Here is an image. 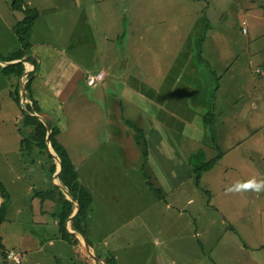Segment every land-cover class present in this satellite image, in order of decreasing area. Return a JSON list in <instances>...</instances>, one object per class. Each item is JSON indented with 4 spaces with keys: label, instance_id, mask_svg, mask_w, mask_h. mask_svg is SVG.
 Masks as SVG:
<instances>
[{
    "label": "rangeland",
    "instance_id": "1",
    "mask_svg": "<svg viewBox=\"0 0 264 264\" xmlns=\"http://www.w3.org/2000/svg\"><path fill=\"white\" fill-rule=\"evenodd\" d=\"M10 1L0 0L3 54L20 46L13 26L23 13L12 11ZM47 1L51 6L61 2L57 9L75 15L63 27L49 19L47 23L53 25L48 34L43 26L47 19L38 20L34 30L49 35L45 38L51 41L36 45L33 40L34 54L40 58L46 49L56 55L61 40L73 45L68 54L86 50L81 63L93 66V73H105L97 88L83 84L73 99L56 98L42 85L32 88L33 81L30 89L40 114L61 126L62 145L68 144L65 134L73 139L69 144L75 146L66 149H71L82 184L99 186L105 176L114 181L112 191L110 185L106 190L99 186L104 192L95 197L88 214L100 223L105 215L123 229L120 235L131 233L140 204L154 201V215H159L153 216L156 222L143 237L127 238L118 248V263L264 264V192L227 191L237 181L264 180V0H75L71 5L64 4L70 0ZM241 21L246 23V33ZM40 62L46 66V61ZM100 88L107 92L95 94ZM13 90L11 77L0 74V180L10 194L0 224V244L24 255L19 264H36L43 256L46 264H79L80 260L88 264L77 255L71 262L70 254L77 252L89 253L94 264H105L96 258L105 259L99 257L101 251L90 248L89 252L84 238L71 246L62 240L54 245L48 239L39 242L42 232L50 236L59 226L50 214L51 201L33 196L29 189L43 191L51 181L43 176V160L24 126L26 116L21 111L30 103L29 92L20 94V106L8 95ZM51 109L54 120L47 115ZM126 118L133 124L128 125ZM138 126L145 133L150 157L144 165L146 173L161 190L162 199L146 186L144 172L134 169L144 161ZM27 139L30 153L24 149ZM198 151L204 152L205 160L221 153L215 165L203 172L200 186L189 164V156ZM25 153L27 164L35 163L22 165L23 171L17 168V160ZM10 163L14 165L10 170L23 181L8 177ZM141 189L146 191L144 199ZM108 192L113 193L111 199H105ZM26 199L39 222L28 220L32 213ZM130 201L135 202L127 207ZM114 210L120 217L112 215ZM17 240L25 248L14 245ZM103 242V255L114 257ZM243 244L249 246L242 252L247 255L237 260ZM226 247L231 250L226 252ZM57 249L63 255L52 258Z\"/></svg>",
    "mask_w": 264,
    "mask_h": 264
},
{
    "label": "trees",
    "instance_id": "2",
    "mask_svg": "<svg viewBox=\"0 0 264 264\" xmlns=\"http://www.w3.org/2000/svg\"><path fill=\"white\" fill-rule=\"evenodd\" d=\"M9 7L14 12H22L23 16L21 19L17 20V22L13 26V30L16 32L18 40L20 41V46L18 49L8 53L7 55H3L0 53V61H11L16 59H21L15 62H9L6 65L0 64V72L3 74L8 75L13 80L14 90L11 91V95L16 100L18 105L20 104V83L22 82L23 72L25 70L24 62H28L30 64V69L27 71L28 80L26 81V90L28 93V98L30 103L26 104L27 111L35 110L39 112L40 106L37 101L33 98L31 83L33 81V75L39 72L40 69V61L36 59L34 55L31 54L33 48L29 42V35L31 33V29L33 24L35 23L36 19L43 14L48 12H40L35 7H31L28 5L26 0H11ZM27 54V55H26ZM26 55L24 58L23 56ZM39 75L40 72H39ZM25 109L22 108V111L25 116L24 126L28 128V131L31 132L30 136L33 138V143L36 145L39 151V157L43 160V169L46 176L52 180V187L45 189L43 191L35 190L34 189V196L37 194L40 195V198L49 199L57 203V208L53 212V217L57 220L58 223V235L68 244H76L80 242V239L76 236V232L81 233L83 236L86 237V229H87V215L88 210L93 201V195L90 190L85 187L79 177V172L76 168V165L73 163L68 150L65 146H63L59 140L57 139V135L61 131V126L52 121L46 119V123L50 126V133H49V140L50 144L60 158V167L58 170V177L61 183L68 189L69 193L71 194L73 200L67 199L60 189V187L54 182L53 174L56 171V164L53 159V155L51 150L49 149V145L47 143V126L46 124L40 120L37 115L31 114L26 112ZM54 111H52L53 113ZM128 125L133 124L131 120H126ZM136 124V123H134ZM137 131L141 132L139 136V143L143 149V156L144 161L143 165L141 166V171L144 172L145 176V183L149 189H152L159 198H164V195L161 193V190L155 188L153 184L148 179V175L146 173V167L144 166L145 163L148 165V150L147 144L145 140V133L141 127L136 128ZM24 149L27 153L32 151V147L30 145L29 139H27L24 143ZM30 150V151H29ZM25 153V155H27ZM189 164L192 168V171L195 175V182L197 185L200 186V180L202 177L203 172L210 170L215 163L221 158V153H218L214 158L210 160H205L204 152L198 151L193 153L189 156ZM46 164V165H45ZM208 192V191H206ZM9 192L6 191L3 182L0 180V196L2 197L3 201L0 204V224L5 218V214L7 212V200L9 198ZM76 200L78 202V209L75 214L72 216V229H69L67 226V219L69 218L70 214L73 211L74 205L73 202ZM7 202V203H6ZM30 211L32 213L33 206L30 203ZM86 240L89 242L88 238ZM1 253H0V264H19L15 263L12 260H9L7 257V253L9 250L13 249H5L2 244H0ZM16 250V249H15ZM105 262L107 264H116L115 257H106Z\"/></svg>",
    "mask_w": 264,
    "mask_h": 264
},
{
    "label": "crops",
    "instance_id": "3",
    "mask_svg": "<svg viewBox=\"0 0 264 264\" xmlns=\"http://www.w3.org/2000/svg\"><path fill=\"white\" fill-rule=\"evenodd\" d=\"M54 1L57 2V0H54ZM26 2L28 3L29 6L35 7L40 12H44V11L48 10V12L46 14H43L42 16H39L36 19L35 23L33 24L32 29H31V33H30V40H31L30 44L34 43V42H32L33 40H35L36 45L49 44V42L51 41V40H48L47 38H45V37H49V35H44L42 33L36 32V30H34L36 23H37V27L39 25L38 20L47 19V20H45V22L43 24V26L47 29L46 30L47 34L50 32L49 29L53 25V24L49 25L47 23V21L49 19H52V20L55 19V20L61 22V24H60L61 27L65 26L67 23H69V25H70L73 22V16L75 15V13L71 14V13H69V11H67V13L64 14V12H66V10L57 9V7H61V4H62L61 2H59V4H57L55 6H51L52 3L48 2L47 0H36V2H35V0H26ZM74 2H75V0H70L68 3L64 2V4L71 5ZM54 27H57V26H54ZM58 41L61 42V46L58 49V53L56 55H54V56L52 55V53L50 54V52L47 51L46 49H43V51H41V57L40 58L36 54H34L33 51L31 52L32 55L37 57L38 61L41 60V61H46L47 62L46 66H43L41 64V62H40L39 72H40L41 75H39V72H37V73H35L33 75V76H35V78H33V86H32V88H34V87L39 88L42 85L43 87H45V90H46L47 87H49L50 91H47V90L46 91L48 93L52 94L56 98L60 97L62 99H65V98H72L73 99V98H75V96L77 94H79L81 92L83 84L87 85V83L85 81L86 74L88 72L93 71L94 69H93V66L88 67L85 64L81 63L82 58H84L87 55L86 54V50L82 49V50H78V51H75V52H71V54H68L67 53L68 51L73 50V48H74L73 45L65 43V42H62L61 40H58ZM97 41H98V43L100 42L98 39H97ZM54 49H56V48H54ZM3 55H7V54H3ZM26 55H24L23 58ZM0 64L4 65L3 63H0ZM24 64H25V69L28 70L30 68L29 63H27V62L25 63L24 62ZM26 65L28 67H26ZM0 74H3V73L0 72ZM36 83H37V85H36ZM105 92H107V90L105 88H100L99 92H97L95 94H98L100 96V95L104 94ZM95 94H94V96H95ZM8 95L12 96L10 92L8 93ZM107 96H108V93H106V97ZM118 103H120V101H118ZM13 114H14V111H13ZM47 115H48L49 118H52L54 120V117H53V114H52V109L47 112ZM15 118H16V116H15ZM126 120H131V119H127L126 118ZM60 134H61V132L57 135V139L58 140H59ZM89 136L90 135L87 134V136L85 137L87 139V141L90 139ZM64 140H65L64 142H68L66 147L72 148L73 146H75V144H69V142L71 140H73V139H70L68 137V134L64 135ZM59 142L61 144H63L61 141H59ZM81 142L85 143L84 138L82 139ZM81 142H79V143H81ZM70 148L68 149L69 155L71 153V149ZM12 150H13V148H12ZM148 156H149V154H148ZM38 157H39V154H38ZM70 157H71V155H70ZM148 158L150 159V157H148ZM32 162H34V160H31L30 164H33ZM148 162H149V160H148ZM11 164L12 163L8 164L7 169H6L7 170L6 174L8 175V177H11L10 175H12V177L14 179V180L13 179L12 180L15 181V182L21 180L22 177L20 178L18 174H13V171L10 170L9 166H11ZM30 164H27V162L25 161V154L22 155V157L18 158V160H17V168H22L23 171L26 170V166H22V165H30ZM41 165H42V163H41ZM12 166H14V165L12 164ZM134 169H137L138 171H141V166L135 167ZM43 176L47 180H50L46 176V174L44 172V169H43ZM22 181H23V179H22ZM50 181H51V186L50 187H52V182L53 181L52 180H50ZM113 183H114V181H113L112 178H110L108 176H105L104 182L102 184H99V186L106 190L107 187L110 185V187H111L110 191H112V190H114L112 188V184ZM93 185L89 186L87 184V186H86L90 190V192H92V194H93L92 204L95 201V197H98V199H99L101 194L104 192V190H102L98 185H95V186H93ZM224 187H226V185L222 186V190H224ZM23 188L25 189L24 186H23ZM34 188H35L34 186H29V189H31L32 194H34V191H33ZM97 190L99 191L98 194H96ZM138 191L141 193L142 199H144L143 196L146 194L145 189H141V190H138ZM108 193H110V194L105 199H107L108 197H109V199H111V197L113 195L112 192H108ZM213 195L216 196V194H214V193H213ZM114 198L115 197H113V199ZM44 200H49V199H44ZM50 201L51 202L49 204L53 206L52 210L50 211V214L53 216V212L57 208L56 206L58 204L55 203L52 200H50ZM134 202L135 201H130V203L127 205V207H130V205L134 204ZM30 203H31V201L29 199L25 200V205H28V210L29 211H30V209H29L30 208ZM73 205H74V208H75L74 202H73ZM109 206L112 207L111 204ZM153 208H154V201H150V202H147V203L140 204L137 207V209L140 212V214H137L134 217V219H133L135 221V223L131 227V233L128 232V233L122 234V235H120L119 232H122L123 229H120L119 227L112 225L111 222H114V221L109 220V218L107 219L105 215H103V217L101 219V223H100V220H96L94 218V214H88L86 237L88 238L89 242L86 240V237L84 236V238L86 240V243H87V246L89 247V249L91 248L94 253H95V249L98 248L101 251V253L98 254L99 257L106 259L107 256L105 257L103 255L104 252H102V250L100 248L101 241H104L103 242L104 245H108L109 246L108 251H112V252L115 253L114 257H115L116 262H117L116 264H119L118 263V259H117V257H118L117 256V250H118V248H121L122 245H125V243H126V241L128 239L134 240L137 237H143L144 232L149 230V229H151L153 227L154 223L156 222L154 220L153 216L154 217H158L159 216V215H157V216L154 215L155 208L154 209ZM160 209L161 208H158V210H160ZM165 209H167V208H165ZM111 213H112V215L115 218L120 217V215L118 214L117 210H114ZM29 214H31V212H29ZM27 218L32 223L39 222L38 220H36L34 218L33 210H32V214L29 215ZM54 220H55V223L58 225L57 220L55 218H54ZM107 221H109L108 224H106ZM68 222H70L69 225H68ZM158 223L156 224V226L154 228L155 230L158 229V227H159ZM67 226H68L69 229H72V218L71 219H69V218L67 219ZM233 226H234V230H235L234 233L239 234L238 228L234 224H233ZM162 230H163V227H162ZM56 232L58 233V229L55 232H52L50 236L47 235V234H43V232H42L41 233V239H39V242L48 239L49 240L48 244L49 245H54L56 243H59L60 240L65 241L59 235L57 236ZM24 234H25V232H24ZM76 236L80 239V241L83 238V236L81 237L79 235V233H76ZM238 236L240 237V234ZM21 237L28 238L29 236L28 235L27 236L21 235ZM233 237L235 238V236H233ZM118 238H124L123 242H121V240L118 239ZM108 239H110V240H108ZM13 244L17 245V246L19 245V247H21V248H25L23 243H20L18 240L14 241ZM7 246H9V244H7ZM70 246H71V244H70ZM82 247H84V246L82 245ZM242 247H243V250L240 252L241 257L238 258L237 260L241 259L244 255H247V254H242V252L245 251V249H248L249 246L247 244H243ZM75 248L77 249L76 246H75ZM5 249H6V247H5ZM89 249H88V251L90 252ZM173 250L174 249H170V251H173ZM229 250H231V249L229 247H226L225 251L228 252ZM56 251L57 252L52 254V256H53L52 258L59 259L63 254H61V250L60 249H57ZM137 251H138V249H137ZM233 253H235V251ZM88 254L89 253L81 254L79 252H77L76 254L71 253L69 258H71V262H73V256L77 255L80 258L83 257L84 259H86L88 264H94V259H91ZM87 257H88V259H87ZM24 258L25 257L23 255V260H24ZM105 259H102L104 261L103 263H105ZM38 260L39 261L36 264H39V263L40 264L41 263H45L46 264V258L44 256L38 258ZM10 264H14V263H10ZM56 264H61V263L58 261ZM79 264H83L81 262V260H80Z\"/></svg>",
    "mask_w": 264,
    "mask_h": 264
},
{
    "label": "clouds",
    "instance_id": "4",
    "mask_svg": "<svg viewBox=\"0 0 264 264\" xmlns=\"http://www.w3.org/2000/svg\"><path fill=\"white\" fill-rule=\"evenodd\" d=\"M241 23H242V21H241ZM246 33V32H245ZM18 60V59H17ZM21 60V59H20ZM4 63V62H8V61H0V63ZM26 63V62H25ZM28 63V62H27ZM4 65H6V64H4ZM29 66H30V64H29ZM30 69V68H29ZM28 69V70H29ZM26 70V69H25ZM99 71H101V70H99ZM98 72V71H97ZM90 73H93L92 71L90 72ZM88 74V73H87ZM86 74V75H87ZM27 75H23L22 76V80H24V77H26ZM104 78H105V76H104ZM103 78V79H104ZM25 81V80H24ZM85 81H86V76H85ZM103 81V80H102ZM101 81V82H102ZM100 82V83H101ZM87 83V82H86ZM88 84V83H87ZM25 85H26V81H25ZM89 85V84H88ZM91 86V85H90ZM99 86V84L95 87V88H97ZM93 87V86H92ZM20 89H21V87H20ZM21 91V90H20ZM21 93V92H20ZM23 103L21 102V105H22ZM25 109V108H24ZM34 112H36L35 110H33ZM29 113H32L33 114V112L32 111H28ZM38 113V112H37ZM40 114V113H39ZM46 120V119H45ZM51 145V144H50ZM52 148V147H51ZM54 151V150H53ZM52 155H53V153H52ZM53 159H55L54 158V155H53ZM55 162V161H54ZM55 164H56V167H57V163L55 162ZM54 175H55V173L53 174V179H54ZM57 178H58V180H59V177H58V175H57ZM60 181V180H59ZM54 182L57 184V182H56V180L54 179ZM61 182V181H60ZM58 185V184H57ZM63 185V184H62ZM59 186V185H58ZM64 186V185H63ZM60 187V186H59ZM65 187V186H64ZM66 188V187H65ZM61 189V188H60ZM67 189V188H66ZM62 190V189H61ZM68 190V189H67ZM34 191V190H33ZM227 191L228 192H230V193H246V192H255L256 194H260V193H262V192H264V180H257V179H255V178H252V179H250V180H247V181H237L236 183H234L233 185H231L228 189H227ZM63 192V191H62ZM69 192V191H68ZM64 193V192H63ZM64 195H65V193H64ZM37 197V196H36ZM66 197V196H65ZM72 197V196H71ZM67 198V197H66ZM73 199V198H72ZM76 234V233H75ZM81 236V235H80ZM14 251H16L15 249H13ZM17 252H19V251H17ZM21 253V252H20ZM22 258H23V255H22V253H21V262H22ZM20 262V263H21Z\"/></svg>",
    "mask_w": 264,
    "mask_h": 264
},
{
    "label": "water",
    "instance_id": "5",
    "mask_svg": "<svg viewBox=\"0 0 264 264\" xmlns=\"http://www.w3.org/2000/svg\"><path fill=\"white\" fill-rule=\"evenodd\" d=\"M19 60H20V59H18V60L16 59V60H11V61L4 62V63L2 62V63H3V64H8L9 62H15V61H19ZM27 71H28V70H24L23 75H26V74H27ZM20 87H21V94H22L23 97H24V96H25V91H26L25 81H24V80H22V82L20 83ZM33 114L37 115L38 118H39L40 120H42V121L46 124V126H47V136H46V138H47V143H48V145H49V149L51 150V152H52L53 155H54V158H55L56 161H57V167H56V171H55L54 179L56 180L57 184L60 186V188L62 189V191H63L66 195H68V196L71 197V194L68 192V190L62 185V183H61V182L58 180V178H57L58 170H59V167H60V158L57 156V154L55 153V151H53V148H51L52 146L50 145V140H49L50 126L46 123L45 118H44L41 114H39V113H37V112H33ZM71 198H72V197H71ZM71 200H73V199H71ZM74 203H75V208L73 209L72 213L70 214L69 219L72 218V216L75 214V212H76L77 209H78V202H77L76 200H74ZM76 233H79V232H76ZM79 235H81V237L83 236L81 233H79ZM83 238H84V236H83ZM83 238H82V239H83ZM83 241H84L86 247L89 249V247L87 246V243H86L85 238L83 239ZM89 250H90V249H89ZM90 252H91V250H90ZM94 257H96V256L94 255ZM96 258H97L98 260L104 262L103 260L99 259L98 257H96ZM105 264H107V263L105 262Z\"/></svg>",
    "mask_w": 264,
    "mask_h": 264
},
{
    "label": "built area",
    "instance_id": "6",
    "mask_svg": "<svg viewBox=\"0 0 264 264\" xmlns=\"http://www.w3.org/2000/svg\"><path fill=\"white\" fill-rule=\"evenodd\" d=\"M243 26V32H246V23L243 21L242 23ZM104 71H98L96 73H88L86 75V82L93 86L96 87L104 78ZM7 257L9 260L14 261L15 263H20L21 262V254H19L17 251L14 250H9L7 253Z\"/></svg>",
    "mask_w": 264,
    "mask_h": 264
}]
</instances>
